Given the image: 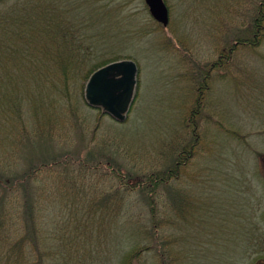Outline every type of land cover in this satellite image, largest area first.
<instances>
[{"label": "rangeland", "instance_id": "obj_1", "mask_svg": "<svg viewBox=\"0 0 264 264\" xmlns=\"http://www.w3.org/2000/svg\"><path fill=\"white\" fill-rule=\"evenodd\" d=\"M255 1L165 0L166 27L151 16L145 0L0 3V14L6 15L19 5H39L33 11L48 13L46 24L76 31L81 42L72 40L82 47L92 46V36L102 38L100 51L84 56V50L74 49L69 62L74 67L76 58L85 62L84 75L91 65L116 56L133 59L139 69L124 121L90 106L81 78L64 93L55 66L45 70L56 80L51 95L44 96L53 121L36 122L28 112L22 130H47L52 124L54 136L33 134L23 142L13 126H0V184L52 156L65 159L42 167L16 193L0 187V198L8 195L0 230L11 232L0 239V264H264V253L256 252L260 248L243 228L249 226L246 214H254L264 232V34L260 45H239L232 55L225 48L249 23ZM103 27L100 37L95 30ZM220 56L227 63L218 68L214 63ZM179 143H194L173 182L181 193L157 195L153 219L145 195L133 190L124 197L131 204L125 214L118 203V179L105 164L131 171L136 184L142 174L165 170L176 155L172 146ZM30 198L39 208L36 220L44 237L11 258ZM129 218L143 228L155 224L156 232L127 238Z\"/></svg>", "mask_w": 264, "mask_h": 264}, {"label": "trees", "instance_id": "obj_2", "mask_svg": "<svg viewBox=\"0 0 264 264\" xmlns=\"http://www.w3.org/2000/svg\"><path fill=\"white\" fill-rule=\"evenodd\" d=\"M3 1L0 0V3ZM255 3L256 6H253L254 12L249 19V23L243 29L235 32L233 40L231 42L229 41L230 43L228 42L225 47L229 50L230 55L237 50L239 45L253 47L260 45L259 39L264 34V0H257ZM36 7H39V5L30 4L29 8L26 5L24 7L19 5L17 9L9 11L7 15L0 14V126H5L4 130L8 128L7 125L13 126L14 132L17 135L20 133L17 137L23 140V142L25 140H31V135L33 134L44 135L43 133H46L49 136H54L51 131L52 124L46 128L47 130L42 126H36L37 128L33 127L32 131L26 128V132H22L23 125L25 124V113L28 115L29 112V118L33 117L39 123L53 121V118L46 110L48 106L44 103V99L46 98L44 96L51 95L49 88L54 85L53 82L56 79L54 73L45 70L51 67L55 68V66L60 69L61 75L58 77V80L65 83L62 91L66 93L65 88H67L69 83L81 78L82 82L86 84L92 73L98 68L110 62L123 59L122 57L116 56L109 60L93 64L84 75V71L82 70L85 62H81L79 58H76L78 59L77 67L72 66L69 62L77 54L74 52V49L80 48L84 50V56L91 49L95 50V52L100 51L97 44L101 43L102 38L96 39V37L92 36V46L89 47H82L80 43L77 45L72 40L74 37L77 42H81L76 36V31L73 34L69 32V29H65L63 25L59 28L57 27V25H61L59 23L57 25L54 23L52 25L46 24L47 21L51 20V18H48L50 15L44 11H33ZM95 31L100 37L104 36V27L101 29L98 28ZM29 55L35 57V60L30 59ZM79 56L84 59L82 55ZM225 59H223V56H220V59L214 63V66L221 68L227 63ZM45 64L48 65H46V68L43 67ZM44 71L45 73L43 74ZM70 72L76 74L69 75ZM32 73H35V75H31ZM81 73L83 76L80 75ZM59 93L60 95L63 94L60 89ZM193 144L185 143L182 145V143H179L177 147L172 146L174 148L173 151H176V155L166 165V169L153 171L150 174H142L140 175V179L136 181V184L131 177L133 174L131 171L126 170L124 172L123 167L120 165L113 163L105 164L103 160H98V164L104 163L105 166L108 165L110 167L108 171L118 179V186L121 188V192L118 191V193L116 191V193L118 203L124 209L125 214H130L131 210V204L124 198L126 194L138 190L144 194V203L154 219L156 213L155 199L157 195H160L163 190L170 191V194L173 195V192H178L177 194L181 193V190L173 182L175 179H178V168L184 167L187 160L191 157L192 150H187V148L190 145L193 148ZM86 148L88 147L86 146ZM167 159L169 158L167 157ZM64 160V156H52L49 161L44 160L39 165L32 164L18 178L12 179V177H7L5 184H0V187H3L4 191L8 192V194L16 193L18 190L16 187L18 185H27L30 177L33 178L42 167L56 165L62 163ZM1 180L4 179L0 178ZM26 191L27 188H25ZM27 197L28 194L26 193ZM6 198H0V227L5 224L3 216L7 213ZM180 204L177 203L175 206L179 208L181 206ZM22 213L23 217H25V227L22 235L13 242L8 254L11 258L15 254V259L21 252L31 250V244L37 247L39 241L44 237L40 232V227L36 220V214L39 213L36 200L35 204L31 198L29 201H25ZM246 216L249 220V226H243V228L246 232L250 230L251 244L260 248L256 252L264 253V232L260 231L258 226L261 220H255L254 214L251 217L248 214ZM128 221L131 223L132 232L127 233V238L134 236L135 233L142 232L151 235L156 232L155 224L152 227L145 226L143 228L138 219L129 218ZM153 221L155 222V220ZM237 223L239 225L238 229L241 231L240 223L238 221ZM9 233L11 232H3L0 230V239L5 238Z\"/></svg>", "mask_w": 264, "mask_h": 264}, {"label": "water", "instance_id": "obj_3", "mask_svg": "<svg viewBox=\"0 0 264 264\" xmlns=\"http://www.w3.org/2000/svg\"><path fill=\"white\" fill-rule=\"evenodd\" d=\"M151 16L168 26L170 14L165 0H145ZM138 65L133 59H121L98 68L90 76L85 98L90 106L103 109L118 121H124L135 96Z\"/></svg>", "mask_w": 264, "mask_h": 264}]
</instances>
